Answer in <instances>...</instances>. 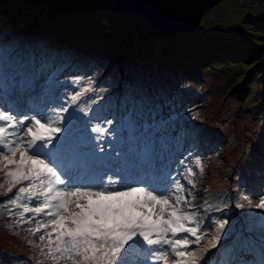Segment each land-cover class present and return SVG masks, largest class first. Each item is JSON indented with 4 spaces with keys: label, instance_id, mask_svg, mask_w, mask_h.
I'll use <instances>...</instances> for the list:
<instances>
[{
    "label": "snow or ice",
    "instance_id": "1",
    "mask_svg": "<svg viewBox=\"0 0 264 264\" xmlns=\"http://www.w3.org/2000/svg\"><path fill=\"white\" fill-rule=\"evenodd\" d=\"M65 67L43 46L0 48V173L7 185L0 189L13 193L0 210L17 227L34 225L26 230L40 243L28 240L30 247L48 264H264V215L256 222L230 217L229 227V219L212 215H227L226 200L194 203L197 173L204 174L200 155L172 160L173 148L193 135L187 121L130 95L119 128L106 120L91 127L94 136L77 137L73 122L85 120L79 101L91 87L58 94L69 83L60 79ZM113 133L129 146L115 157L108 151ZM254 194L258 202L243 194L235 208L264 213V192ZM233 236L219 260L205 259ZM256 248L258 260L240 258Z\"/></svg>",
    "mask_w": 264,
    "mask_h": 264
},
{
    "label": "rangeland",
    "instance_id": "2",
    "mask_svg": "<svg viewBox=\"0 0 264 264\" xmlns=\"http://www.w3.org/2000/svg\"><path fill=\"white\" fill-rule=\"evenodd\" d=\"M229 1H233L238 7V12H240L238 18L223 15L219 8L221 4L227 2L223 0L203 17L200 28L196 32L180 31L159 35L161 31L146 17L127 15L124 12V15H121L124 22H120L124 33L111 42L112 38L103 30H88L80 27L81 19L89 21L91 16L100 12H109L107 10L57 13L49 4L33 3L28 0L30 6L37 9L29 8L26 11L22 9L21 3L17 5L14 0H0V20L3 19L0 23V30L11 35L23 33L26 28H35V32L45 30V35L52 44L77 41L79 44V49L75 53H78L77 58L80 59L84 55V59L88 57V62L96 63V65L101 63L90 61L95 52L106 53L109 65H119V60L122 59L127 66L131 61L127 51L142 54L144 51L151 52L152 49L159 57L163 54L162 58L174 67H183L186 64L187 72L191 69L198 71L200 75L191 71L182 76L185 93L193 95L194 99H199L197 104L205 103L198 109L202 113L200 121L203 126L197 128L207 131L214 139L223 138L222 147L207 163V173L210 170L214 174H223L227 171L224 174L228 177L236 163L242 164L241 159L243 158H246L247 162L252 161V152L256 154L260 151L261 145L258 138L264 128V104L257 111L254 109L257 102H264V0ZM7 3L12 8L2 11V7ZM110 12L122 14L120 11ZM107 16L101 20L108 23L109 17ZM26 17L30 19L29 26L25 25ZM211 25L212 28H210ZM184 34H192L200 40L192 43L184 37ZM84 52L86 54H83ZM84 59L73 66V70H76L75 76L81 77L80 86L82 88L86 84L82 73ZM130 77H133V74ZM118 78L120 82L127 79L122 75H118ZM252 124L254 126H251ZM81 135L86 138L85 131H79L77 136ZM244 144L253 148L252 151L243 154ZM246 166L248 169L251 168L250 163ZM242 176L243 174L239 175V177ZM208 180H196V182L197 185L210 188L209 197L205 198L210 203L219 204L222 200L228 202L230 207L226 209L227 215L221 213L212 215L229 219V227H231L230 217L256 222L261 215H264L261 210L255 208H235V203L244 202L240 199L241 195L248 194L246 190L240 188V185L235 184L230 188L224 183L222 176L208 178ZM250 180L254 190L261 188V181H264L251 176ZM0 183H5L3 173H0ZM6 187L5 183V189ZM5 189L0 191V201L13 195V193H9L8 196L3 195ZM15 191L16 189L13 190ZM260 191H264V188L262 187ZM195 201L198 202L200 199L196 198ZM252 201L253 203L258 202V198L252 196ZM2 216L6 218L2 223L0 222V259H2L0 262L35 264L32 250L37 251L38 249L30 247L27 241L32 240L36 244L39 238L38 235H33L26 230L34 225L17 227L14 225L15 221L9 219L6 211H3ZM209 232L213 230L210 229ZM210 239V235L202 239L201 246H208ZM233 239L235 236L229 239L222 238L219 245L226 248L227 243ZM216 249L217 247L211 248L205 255V259L216 260L210 259V253ZM12 252L13 255L10 257L3 256Z\"/></svg>",
    "mask_w": 264,
    "mask_h": 264
},
{
    "label": "trees",
    "instance_id": "3",
    "mask_svg": "<svg viewBox=\"0 0 264 264\" xmlns=\"http://www.w3.org/2000/svg\"><path fill=\"white\" fill-rule=\"evenodd\" d=\"M14 3H21L22 9L28 11L29 8L32 10H35L37 8H32L30 6V2L28 0H14ZM2 11L10 10L12 6L10 4L4 5ZM107 13V15H106ZM122 14H112V12H100L94 16L90 17L89 21L82 20L81 28L82 29H88V30H103L104 33L108 34L109 37H111V42H113L115 39H118V37H121L124 33V29L122 28V24L120 25V22L123 23V16L126 13L121 12ZM124 13V14H123ZM128 15V14H127ZM109 17V22H104L101 19L105 17ZM26 22L25 25L29 26L30 19L28 17L25 18ZM3 22V19L1 18L0 23ZM1 29V28H0ZM3 29V28H2ZM3 30H0V48H15L16 50L24 49L26 46H43L45 49H47L49 52L54 54L55 58L58 62L63 64H74L77 60V54L76 51L79 49V44L77 41L75 42H67L65 41L63 44H52L51 41L48 40V38L45 35V30H41L39 32H35V28H26L23 33L20 34H11L9 35L7 32H2ZM17 33V32H16ZM184 37L191 41L192 43H196L200 40V38H196L192 34H184ZM168 39V37H164V39ZM71 52V53H70ZM130 55L129 65L125 66V63H123L122 59L119 61V65H109L108 61L109 58L105 54H98L95 52L93 56L90 58V61L92 62H100L101 64L96 65L94 68L90 69L87 73L91 75H101V78L99 76V82L95 86L91 88V91H89L92 96L90 100L86 101V105L89 107H98L100 110H106L108 105H101L99 104V101L95 102V100L98 99L96 93L98 92V85H99V91L102 93L103 97L110 98L114 95L116 96V92H120L121 94H124L123 96L126 98L130 95H135L136 97H145L142 89H146L145 86L150 83H155L156 85V93L163 92L164 89L175 87L178 85L179 89H183L184 85L180 84L182 82V76L186 73L195 72L200 75L198 71L195 70H189L186 71V68L188 67L186 64L180 67H174L173 65H170L169 62L165 61L162 57H164L163 54L162 57H159L155 55L154 51L151 49V52H142V54H137L136 52L127 51ZM126 52V53H127ZM65 53L68 55H65ZM82 54V53H81ZM83 54H86L85 52ZM125 54V53H124ZM90 56V55H89ZM222 66H225L222 64ZM133 74V77H130V75ZM118 75H122L123 78H127L125 81H121L118 78ZM172 77L174 78L173 81H169L167 78ZM149 79V81H148ZM164 84H161L160 82ZM142 87V89H141ZM175 89V88H174ZM159 91V92H158ZM168 95L171 94V91H167ZM194 98L193 95H189ZM123 97V98H124ZM119 97L114 98V100H117ZM122 100V99H121ZM199 100V99H196ZM124 105L118 103L117 110L115 106H113V115H115L117 119L120 118V125L122 122V117L125 115V107H126V100H123ZM257 106L254 107V109L257 111L260 107H263L262 104H264L263 101H259L256 103ZM205 105V103H199L196 105V107H202ZM264 122V119H263ZM251 126H254L253 124ZM246 145V144H244ZM12 254H5L4 257H10ZM4 261V260H3Z\"/></svg>",
    "mask_w": 264,
    "mask_h": 264
},
{
    "label": "water",
    "instance_id": "4",
    "mask_svg": "<svg viewBox=\"0 0 264 264\" xmlns=\"http://www.w3.org/2000/svg\"><path fill=\"white\" fill-rule=\"evenodd\" d=\"M57 13L107 10L146 17L161 32H196L203 17L223 0H30Z\"/></svg>",
    "mask_w": 264,
    "mask_h": 264
},
{
    "label": "bare ground",
    "instance_id": "5",
    "mask_svg": "<svg viewBox=\"0 0 264 264\" xmlns=\"http://www.w3.org/2000/svg\"><path fill=\"white\" fill-rule=\"evenodd\" d=\"M220 10L223 13V15L228 16L230 18H238V16H240V12L238 7L234 5L233 1L230 2L229 0H227V2L223 3L220 5ZM213 26L211 25L210 28H212Z\"/></svg>",
    "mask_w": 264,
    "mask_h": 264
}]
</instances>
